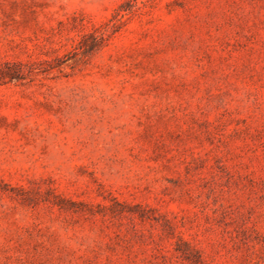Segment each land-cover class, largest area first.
I'll list each match as a JSON object with an SVG mask.
<instances>
[{
	"label": "rangeland",
	"instance_id": "obj_1",
	"mask_svg": "<svg viewBox=\"0 0 264 264\" xmlns=\"http://www.w3.org/2000/svg\"><path fill=\"white\" fill-rule=\"evenodd\" d=\"M0 264H264V0H0Z\"/></svg>",
	"mask_w": 264,
	"mask_h": 264
},
{
	"label": "trees",
	"instance_id": "obj_2",
	"mask_svg": "<svg viewBox=\"0 0 264 264\" xmlns=\"http://www.w3.org/2000/svg\"><path fill=\"white\" fill-rule=\"evenodd\" d=\"M122 5L119 6V9H121Z\"/></svg>",
	"mask_w": 264,
	"mask_h": 264
}]
</instances>
